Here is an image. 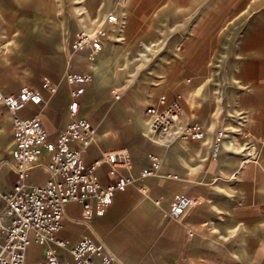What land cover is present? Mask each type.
<instances>
[{
    "label": "crops",
    "instance_id": "0c3cea01",
    "mask_svg": "<svg viewBox=\"0 0 264 264\" xmlns=\"http://www.w3.org/2000/svg\"><path fill=\"white\" fill-rule=\"evenodd\" d=\"M110 13L125 23L107 22ZM138 14L148 21L139 22ZM150 22L183 29L180 33L188 29L189 36L176 42L178 54L168 48L126 85L123 74L129 66L124 61L130 52L125 48L139 30L147 38ZM101 23L108 35L98 54L72 49L80 29ZM0 44L6 48L0 71L7 68L4 61L12 60L17 76L0 75V91L16 93L30 86L45 99L40 106L29 105L22 116L39 113L45 131L56 139L70 120L65 74L89 73L93 83L85 86L79 116L92 122L96 138L85 161L99 160L106 150L127 148L131 154L127 173L135 182L117 191L106 213L89 224L82 222L80 204H68L61 238L71 244L99 240L114 254L115 264H264V0H0ZM39 77H44L40 83ZM45 79L58 86L55 94L44 89ZM178 94L188 118L203 127L206 137L165 146L148 135L146 110L158 107L161 96L172 100ZM1 111L6 118L0 120V130L7 131L8 143L0 174L14 176L12 185L5 181L6 190L0 185L4 193L17 176L6 164L13 145L12 118L0 105ZM229 127L235 133H228ZM218 131L230 138L235 134L236 149L245 137L241 141L257 149V162L243 164L226 142L213 158ZM151 154L161 159L160 168L141 178V170L151 167ZM99 176L104 185L113 181L105 165ZM47 177L37 168L30 182L44 183ZM179 195L197 203L180 218H170L166 212ZM43 251L33 242L28 259H40ZM58 255L73 262L67 249H58Z\"/></svg>",
    "mask_w": 264,
    "mask_h": 264
},
{
    "label": "built area",
    "instance_id": "2783aa9c",
    "mask_svg": "<svg viewBox=\"0 0 264 264\" xmlns=\"http://www.w3.org/2000/svg\"><path fill=\"white\" fill-rule=\"evenodd\" d=\"M106 21L122 24L115 13L108 14ZM107 35L102 23L92 29L82 28L75 35L71 47L76 52L88 48L90 56H93L103 49ZM91 80L89 73L65 74V81L70 86V120L56 139H51L45 131L39 113L27 117L21 115L29 105L44 104L45 99L39 90L24 86L16 93L0 91V105L8 109L12 118L13 145L6 164L17 176L12 188L0 193V264L116 262L114 254L99 240L85 238L71 244L59 236L68 204H80L82 222L89 224L95 217L106 213L117 191L135 182V178L127 173L132 168L127 148L106 150L99 160L91 164L85 161L87 151L95 142L96 128L91 121L79 116L80 98ZM43 87L50 94H55L58 89L49 79L44 80ZM114 95L117 100L121 97L116 91ZM146 114L150 118L148 135L167 146L177 140H203L206 137L203 127L188 118L181 94L172 100L161 96L159 106L149 107ZM215 137L213 158L218 156L228 134L218 131ZM230 141L232 146L236 145L234 136ZM254 153L245 151L243 161L249 163ZM149 159L151 167L141 170V178L154 176L160 168L161 159L157 155L151 154ZM104 165L113 180L106 185L99 176V168ZM37 168H42L48 175L44 183L30 182L32 172ZM196 203L197 200L190 196L179 195L171 202L166 216L180 218ZM33 242L44 251L40 259L31 261L27 253ZM58 249H67L73 262L61 259Z\"/></svg>",
    "mask_w": 264,
    "mask_h": 264
},
{
    "label": "rangeland",
    "instance_id": "374dc122",
    "mask_svg": "<svg viewBox=\"0 0 264 264\" xmlns=\"http://www.w3.org/2000/svg\"><path fill=\"white\" fill-rule=\"evenodd\" d=\"M228 4L232 5V4H235V2H229ZM78 6H81V5H78ZM79 9L81 10L82 8H79ZM143 15L144 14H138V16H139L138 21L139 22L141 20L142 21L147 20L146 16L145 15L143 16ZM61 17H64L63 13H61ZM124 20L122 21V24L125 23ZM152 24H154L153 26H156V27H153ZM157 25H158V23H155V22L154 23L150 22L146 25L147 26L146 30H150V31H148L147 38L143 39L142 34H140L141 30H139L140 32H138L137 34H134L132 36V38L130 39V41L128 40L130 46L127 45L125 49H127L130 52V54H129V56L126 57V59L124 61L125 62L124 67L125 68H126V66H129V67L127 68L128 71L125 74H123V76H124L123 79H124V81H126V85L131 84L132 78L137 79V77L142 72H144L145 70L148 69L146 67L150 66V64L159 60V57H161L164 54V51H166L168 48H172L175 51V53L178 54L179 52L176 51L178 44L176 42H178V40H180L179 42L183 43V42H185L184 39H186L189 36V34H188L189 30L188 29L184 30L183 33H180L183 29L162 27L163 24H159L160 27ZM67 30H69V27L67 28ZM67 30H64V33H66ZM3 41L6 42L5 39ZM137 41H138V43H137ZM123 42L124 41H122L120 43V45H122ZM185 45H186V43L182 45L181 50L184 49ZM123 46H125V43L123 44ZM147 46L150 47V50L147 48ZM0 47L3 48L2 52H0V54L2 55L3 52L5 51L4 49H6V48H5L4 44L3 45L0 44ZM47 50L48 49H46V48L43 49V51H44L43 56H45V54H47ZM13 63L14 62L12 60H9V62L4 61V64L7 66V68H3V70L0 71V75H4L5 73H7L4 76H6L7 78L10 77L11 79L16 80L17 76L14 74L13 69H12V67L14 66ZM49 63H51V62H49ZM52 63H54V62L52 61ZM140 69H142V70L140 71ZM43 78L44 77H39L38 83H40ZM92 83H93V77H92V82L90 84H92ZM120 92H122V91H120ZM5 118H6V114L4 113V111H1L0 112L1 122H5L4 121ZM230 130H234V129L229 127V129H227V132L228 133L235 132V131L230 132ZM233 136H235V134H233ZM228 138H230V136H228L227 139ZM227 139H225L224 142H222V143H225V142L227 143V145L229 146V148H228L229 152L237 154L238 156H240L241 161L244 159L243 155L245 154V151L249 150V151H252L253 153L255 152L253 156L252 155L250 156L251 160L249 163L257 162V160L259 159L257 149L255 146L252 145L251 142L241 141L242 139H245V137L242 136V138L240 139V149H236V147L232 146V142L230 141V139H228V142L226 141ZM7 143H8V133H7V131L2 129V130H0V158L2 157L3 153L6 150ZM249 146H251L250 149H247ZM249 163H244V164H249ZM38 175H39V172H36L35 176H34V180H36ZM13 180H14V176L11 174L10 175L3 174V173L0 174L1 190H6L8 188L5 185L6 182L8 183V185H12Z\"/></svg>",
    "mask_w": 264,
    "mask_h": 264
},
{
    "label": "bare ground",
    "instance_id": "6f19581e",
    "mask_svg": "<svg viewBox=\"0 0 264 264\" xmlns=\"http://www.w3.org/2000/svg\"><path fill=\"white\" fill-rule=\"evenodd\" d=\"M83 49H85V48H83ZM83 49H81V50H83ZM96 54H98V53H96ZM96 54H95V55H96ZM113 92H114V91H113ZM148 130H149V129H148ZM163 145L167 146V145L164 144V143H163ZM242 162H243V164L245 163L243 160H242Z\"/></svg>",
    "mask_w": 264,
    "mask_h": 264
}]
</instances>
